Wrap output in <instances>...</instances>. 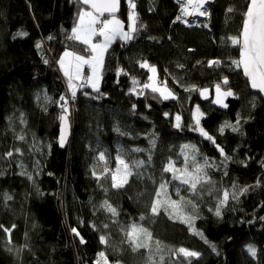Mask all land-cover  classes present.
Wrapping results in <instances>:
<instances>
[{"label":"trees","instance_id":"1","mask_svg":"<svg viewBox=\"0 0 264 264\" xmlns=\"http://www.w3.org/2000/svg\"><path fill=\"white\" fill-rule=\"evenodd\" d=\"M134 2L143 27L134 40L117 39L109 47L99 93L91 87L77 90L69 117L73 134L63 147L57 101L70 92L57 61L65 50L88 55L84 45L69 39L78 12L87 8L80 0H0V264H96L98 259L104 264L102 251L107 264H147L153 251L165 255L159 264H264V99L250 89L237 66L240 46L228 40L239 37L249 0H212L208 18L194 27L174 22L181 14L174 0ZM128 12L123 0L117 18L127 27ZM213 60L217 63L209 66ZM144 61L158 68L159 80L168 82L176 99L154 98L158 94L150 89L138 94L150 82L149 68L139 66ZM224 77L228 85L222 84V90L234 93L227 108L212 103L215 85ZM191 86L195 90L185 91ZM133 87L137 94L130 91ZM204 88L209 91L202 97ZM45 94L49 101L43 100ZM198 105L204 113L200 127L215 143L196 128ZM176 115L181 116L179 128ZM225 122L238 131L225 128L221 134ZM20 135L23 141L17 139ZM184 144L195 146L197 161L203 164L206 158L211 165L205 168L210 184L197 185L196 192L183 185V200L176 197L187 216H193L191 224L182 223L172 208L165 212L166 206L158 215L151 212L160 185L175 182L163 168L179 159L185 167ZM136 148L142 151H132ZM121 149L128 163H143L123 188L114 189L110 175H101L97 157L104 151L108 168L115 170ZM9 151L12 157L6 155ZM186 151L187 169L194 172L192 152ZM242 189L248 190L235 200L230 196L216 216L222 191ZM5 194L11 199L5 200ZM105 201L116 216L102 207ZM132 225L150 234L153 251H133L145 243L135 233L127 235ZM249 245L257 248L255 258L247 252ZM180 248L200 255L184 257Z\"/></svg>","mask_w":264,"mask_h":264},{"label":"snow or ice","instance_id":"2","mask_svg":"<svg viewBox=\"0 0 264 264\" xmlns=\"http://www.w3.org/2000/svg\"><path fill=\"white\" fill-rule=\"evenodd\" d=\"M129 6L128 12V30L126 31L123 26V22L116 17V12L119 11V6L121 0H80V3L83 5H87L90 7L89 9H81L78 12V20L77 24L72 28V35L69 36V39L73 41H77L80 44L84 45V51L88 53V55H81L75 51H68L65 50L60 59L57 63L60 66V70L63 72V75L67 78L68 89L70 92V96H61L59 97V104L61 108V115L59 119L61 121V136H60V144L61 146L64 145L65 142V129L69 126V117L71 115L69 104L70 102H74L77 90L83 89L85 87H91L93 91L99 93V88L97 87V82L99 80V76L97 74L98 67H101L103 64V55L107 51L108 47L117 39L119 38L125 43H128L134 40L136 33L140 31L143 25L138 24V14L136 13V4L134 0H127ZM180 4V15L175 17V21H182L187 23L184 19L185 16H208L209 12L207 8H205V4L208 3V0H177ZM194 9V10H190ZM228 12H232L233 9L229 8ZM105 13H107V17L101 19V17H105ZM244 22L241 33L239 37H229L228 40L232 45H239L240 46V56L241 61L237 63L239 67L240 64H243L244 75L250 79L251 87L253 89H259V91L264 92V0H249L247 4L246 11L244 12ZM207 27V25H205ZM17 35H26V33H18ZM99 37L101 38L99 42H94V40ZM51 39V37H49ZM37 47H40V44H37ZM65 58H70L68 62H65ZM45 64H48L49 61L47 59L44 60ZM209 66L216 64L217 61H209ZM87 66L90 70V75L83 76V69ZM141 68H149L150 72L155 74L157 69L155 66L149 65L147 61L140 63L139 65ZM182 67V65L180 66ZM122 71V70H121ZM119 75V71L117 73ZM148 80L150 83L143 84L140 92L138 94H143L144 89H150L153 94H158V96H154V98L162 99V100H169V99H176L174 93L167 87L166 82L157 83L154 80L153 75L148 76ZM138 82L133 80V85H136ZM222 84L228 85L227 77L222 78L221 83H217L215 85V91L217 94V98L212 101L214 104H220L222 107L227 108L228 105L223 103L222 98H227L233 96L234 93L231 91L230 88L227 90H222ZM196 86H191V88H185V91L195 90ZM132 93L137 94V90L133 87L130 90ZM200 95L203 97L206 92L209 90L207 88L200 89ZM85 95H89V93L85 92ZM49 97L45 94L43 96L44 101H49ZM62 102V103H60ZM135 108V105H133ZM197 111H199L197 107ZM167 116L168 114L165 113ZM199 115L202 117L204 113L200 112ZM195 120L196 128L199 129L200 134L209 141L215 143L214 138L209 135L202 127H200V120L193 116ZM176 121L181 120L180 115H176ZM23 123V119H21ZM237 125L239 124V120H237ZM175 127L179 128L180 124L177 123L174 125ZM225 128H230L232 131H238L236 125L230 124L225 122L223 126L219 129L220 133L223 134ZM195 130V129H194ZM117 132H120V129H116ZM121 135L125 133L121 132ZM17 139L23 141L25 137L20 135ZM154 143V142H153ZM218 150L220 151L221 155H224L223 149L217 145ZM186 150H191V166L194 169V173H190L187 171V166L189 164V157ZM134 152L142 151V149H132ZM16 153H20V149H15ZM196 148L194 145L184 144L181 146V154L185 156V169H176L174 167V162L171 160L169 163L163 168L165 173L172 172L173 179H178L181 184L188 185L189 191L196 192L197 185H200L201 188L204 187L205 183H211V180L207 178V172L205 168L210 167L208 160L205 158L203 164L196 160ZM8 157L13 156V152L9 151L6 153ZM124 150L121 149L118 151L115 160H116V168L115 170L109 169L108 164V157L104 151H100L98 153V162H102L103 171L101 175L107 179L110 175L112 184L111 187L114 189L123 188L124 184L127 183V179H123L122 181H118L117 173L121 172V166L123 167V172L126 175H132V169L124 160ZM151 157H149V160ZM134 167L139 168L141 162H133ZM183 171L185 172V176H177L175 175L176 172ZM93 175L97 177L99 180L101 178L100 175L94 171ZM31 179V177H29ZM248 189H242L240 192L233 191L229 192L228 190L222 191V196L218 200L217 205L215 206V215L220 216L221 210L227 205L229 201V197L235 200L238 198L240 194L246 192ZM163 191V195L165 197L164 204L170 206L173 211L177 209V201L176 200H168L167 199V191L166 185L161 184L160 189L156 192L157 200H155L151 207V212L153 215L159 214V203L158 200L161 197V192ZM176 195L180 196V189H176ZM5 200H10L11 196L5 194ZM183 200V197H180ZM190 203V202H189ZM109 213L113 216L117 215V211L114 207L109 205L107 201L104 202L102 205ZM165 212H168V207L164 208ZM171 218V217H170ZM180 219L182 223L191 224L193 216H185L180 215L177 217ZM141 220L144 219L142 216ZM264 219V218H262ZM15 226L13 225V228ZM107 227V225H105ZM0 228H3L0 225ZM6 233H10L11 229L4 228L3 229ZM73 233L79 236V233L74 228L72 229ZM137 231V226L132 225L131 230L128 231L127 235L129 237H133L134 233ZM140 231H144V229H140ZM81 243L85 241L81 238ZM100 242L104 244L106 242L104 236H100ZM135 243V241H133ZM138 247H147L146 244H136V247L133 248V251L136 250ZM157 251L159 249L157 248ZM215 251V248H213ZM247 252L253 257H256L257 250L254 246L249 245L247 246ZM179 253L184 254L187 257H198L200 253L195 251H188L185 248H180ZM99 258H103L104 264H107V257L105 253L102 251L99 253ZM161 261L163 260V256L160 257ZM96 264H100V259L97 260Z\"/></svg>","mask_w":264,"mask_h":264},{"label":"rangeland","instance_id":"3","mask_svg":"<svg viewBox=\"0 0 264 264\" xmlns=\"http://www.w3.org/2000/svg\"><path fill=\"white\" fill-rule=\"evenodd\" d=\"M210 1L208 0V3H209ZM207 3V4H208ZM181 7V6H180ZM206 8V7H205ZM208 10V9H207ZM198 16V15H197ZM197 18V17H196ZM201 18H208V16H198V21L201 19ZM184 19L187 21V23H184V25H186V26H190V25H192L196 20L195 19H191V18H186V17H184ZM198 23V22H197ZM60 67V66H59ZM86 68H88L87 66H85ZM84 67V68H85ZM156 67V66H155ZM156 69H157V72L155 73V74H153V73H151L150 72V75H153V77H154V80L157 82V83H161V81L159 80V74H158V68L156 67ZM150 71V70H149ZM150 83V82H149ZM166 84H167V87L169 88V89H171V91L174 93V95H175V97H176V94H175V92H174V90L172 89V87L168 84V82L166 81ZM67 86H68V84H67ZM214 100L217 98V94H216V91L214 90ZM228 98V97H227ZM227 98H222V100H223V103H226V100H227ZM217 105H219V106H221L220 104H217ZM197 107H198V109H199V111H197ZM196 107V109H195V112H196V116H197V118L200 120V118H201V116L199 115V113L200 112H202L203 113V111H202V109L200 108V106L198 105ZM181 122V120L180 121H177V123H180ZM71 127H72V118H71ZM73 134V133H72ZM72 134H71V137H72ZM71 140V139H70ZM124 158V157H123ZM124 160H125V158H124ZM181 161H182V159H179V160H177V161H172V162H174V167L176 168V169H181V170H183V169H185V167H180L179 165H180V163H181ZM125 162L129 165V167L132 169V174L134 173V171L136 170V167H134V165H132V164H130V163H128L126 160H125ZM36 168L38 169L39 168V166H38V164L36 165ZM187 171L188 172H190L188 169H187ZM190 173H193V174H195L194 172H190ZM175 175H177V176H181V177H184L185 176V172H183V171H178V172H176L175 173ZM117 176H118V181H122L123 179H127L128 180V178L130 177V175H126V173H124L123 172V167L121 166V172L120 173H117ZM175 180V182H174V184H172V185H166V191H167V199L168 200H176L177 201V209H176V211L177 212H179L181 215H185V216H187L188 214L185 212V211H183V209H182V206H184L183 204H180V202H179V200H177V195H176V189L177 188H179L180 189V196L182 195V191H183V184H181L180 183V181L178 180V179H174ZM175 184H179V185H181V186H177V187H175ZM180 196H178V197H180ZM164 200H165V197H164V195H163V191L161 192V197L159 198V200H158V203H159V210L161 209V208H163V207H169V208H171L170 206H168V205H166V204H164L163 202H164ZM228 203H230V198H229V201H228ZM142 229V228H141ZM135 234H136V236H137V239L138 240H141V241H143L146 245H147V248H149L150 250H152L153 249V242H152V238H151V236H150V234L148 233V232H146V231H140V229H138L137 228V231L135 232ZM145 239V240H144ZM142 244V243H141ZM253 246V245H252ZM255 247V246H254ZM256 248V247H255ZM256 250H257V248H256ZM153 251V250H152ZM188 251H190V250H188ZM150 253V256L148 257V262H147V264H159V261H158V259H160V257L162 256V255H160V254H156V252H154L153 251V253L152 252H149ZM182 256H184V257H187V256H185L184 254H182V253H180ZM165 257V255H163V258Z\"/></svg>","mask_w":264,"mask_h":264},{"label":"water","instance_id":"4","mask_svg":"<svg viewBox=\"0 0 264 264\" xmlns=\"http://www.w3.org/2000/svg\"><path fill=\"white\" fill-rule=\"evenodd\" d=\"M85 7H86L87 9L90 10V7H89V6L85 5ZM122 9H123V0H121L120 6H119V11L116 12V14H115L116 17L119 16V15L121 14ZM106 17H107V13H105V17H102V18H106ZM244 19H245V18H244ZM240 61H241V56H240L239 62H240ZM240 68H241L242 72L244 73V70H243V64H242V63L240 64ZM247 79H248V84H249L250 89H251L253 92L260 94L261 97L264 99V92L259 91V89H253V88L251 87L250 79H249L248 77H247ZM71 134H72V127H71V120H70V118H69V126L65 129V133H64V135H65V142H64L63 147H66V146L69 145V143H70V139H71ZM60 136H61V130H60Z\"/></svg>","mask_w":264,"mask_h":264},{"label":"crops","instance_id":"5","mask_svg":"<svg viewBox=\"0 0 264 264\" xmlns=\"http://www.w3.org/2000/svg\"><path fill=\"white\" fill-rule=\"evenodd\" d=\"M101 19H103L102 17H101ZM119 19V18H118ZM121 20V19H120ZM122 21V20H121ZM123 22V21H122ZM129 24V23H128ZM123 26H124V29L127 31L128 30V27H127V25H126V23L125 22H123ZM101 38H99V37H97L95 40H94V42H99V40H100ZM117 39H119V38H117ZM116 39V40H117ZM116 40L112 43V44H114L115 42H116ZM111 44V45H112ZM110 45V46H111ZM109 46V47H110ZM109 47H108V49H109ZM107 49V50H108ZM107 52V51H106ZM106 52L104 53V55H103V62H104V59H105V55H106ZM70 58H65V62L67 63L68 62V60H69ZM102 68H103V64H102V66L101 67H98V69H97V74H98V76H99V80H98V82H97V87L99 88L100 87V84H101V72H102ZM87 68L85 67L84 69H83V76H85V74H84V72H86L87 70H86ZM89 69V68H88ZM91 73H90V70H89V72L86 74V76L87 75H90ZM66 78V77H65ZM67 79V78H66Z\"/></svg>","mask_w":264,"mask_h":264},{"label":"built area","instance_id":"6","mask_svg":"<svg viewBox=\"0 0 264 264\" xmlns=\"http://www.w3.org/2000/svg\"><path fill=\"white\" fill-rule=\"evenodd\" d=\"M176 2H177V0H175ZM211 1V0H210ZM178 3V2H177ZM206 8H207V6H206ZM186 18H189L188 16H185ZM197 17V18H196ZM191 19H195L196 21L192 24V25H195L196 24V22H197V20H198V16H194V17H192ZM74 103H75V100H74V102H70V112L73 114V112H75V107H74Z\"/></svg>","mask_w":264,"mask_h":264},{"label":"bare ground","instance_id":"7","mask_svg":"<svg viewBox=\"0 0 264 264\" xmlns=\"http://www.w3.org/2000/svg\"><path fill=\"white\" fill-rule=\"evenodd\" d=\"M204 7H206V4H205V6ZM190 10H194V9H190ZM189 18H192V17H194V16H188Z\"/></svg>","mask_w":264,"mask_h":264}]
</instances>
